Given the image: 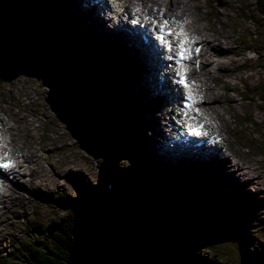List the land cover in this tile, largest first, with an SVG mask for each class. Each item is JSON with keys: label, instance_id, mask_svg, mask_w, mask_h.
<instances>
[{"label": "rangeland", "instance_id": "obj_1", "mask_svg": "<svg viewBox=\"0 0 264 264\" xmlns=\"http://www.w3.org/2000/svg\"><path fill=\"white\" fill-rule=\"evenodd\" d=\"M40 1L44 3L57 22L74 34L71 35L72 37L68 34L73 56V62L68 66L70 73L79 70L78 60L93 58L96 64L90 65L97 67L109 80L111 77H119L117 75L121 74L122 66V74L125 76L121 77H125L128 81L132 74L129 69L130 64L120 59L129 58L135 61L133 58L116 55L112 44L108 50L107 41L101 36L97 38L85 32L83 34L82 28L72 27L70 24L69 26L64 17L67 16L68 21L75 20L74 16H71L74 10L70 4L66 7L69 11L68 15L67 12L64 13V9V15H62L57 6L52 5L56 1L61 7L60 0ZM64 1L67 2V0ZM193 1L199 5L200 16L204 19L199 21L187 17L191 31L195 32L194 27L204 29L207 26L204 29L205 34L219 36L223 41L226 36H231L233 48L237 49L235 54L228 55L227 59L233 57L236 59L226 63L225 69L219 68L220 62H217L210 68L213 74H208L207 67H204L200 74H204L207 78L210 99L204 108L206 111L210 109L209 118L215 124L216 129L227 134V143L231 151L228 167H224L225 162H221V166L217 167V172L220 171L225 176V179L218 180V183L224 181L230 189L232 185H235L242 196V202L252 205L251 213L243 218L236 216L235 212H240V209L237 210V207L231 204L221 211L215 210L217 212L212 219L220 226L224 235L221 236L215 248L208 252L216 254L219 264H247L240 243L236 240L235 231L239 228L250 231L255 229L251 233L255 234L251 246L255 247L256 253H264V100L259 96L260 88L264 83V17L257 10V0ZM88 41L96 44L98 48L90 45ZM89 49L91 50L88 51ZM110 55H112L111 60L114 61V56H116L118 61L122 62L117 69H113V66L106 63V59L110 60ZM139 70H141L140 66L136 70L134 79L128 81L129 96L133 101L137 98L138 103L135 106L133 102V108L128 111L130 112L128 120L131 124L128 123L127 140L130 142L136 140L137 143L133 146L132 143L128 144L126 141V149L118 153L120 157L115 156L117 153L115 152L109 157L98 159L81 149L66 124L56 117L47 101L50 88L42 83V79L26 74H20L10 80L0 78V118L5 119L11 126H16L14 131H10L16 141L13 149L16 150L21 164H23V154L34 151L45 157L50 154L45 169L52 176L47 186L32 184L38 192L28 203L16 199L0 204V258L2 254H7L14 243L21 242L28 237L25 233L26 225L53 224L65 216L66 202H72L73 199L80 197L88 198L89 189L91 191L94 188L97 190L108 188L109 181L106 180V172L110 168L112 174L118 172L130 175L135 181L149 185L152 190L160 189L162 179L168 183L181 182L183 187L191 188L196 186L198 177L204 180L202 173L200 174L201 166L199 165L194 167L179 164L175 172L169 168L171 166L169 164L163 169L161 165L154 164L153 168H146L145 165L138 163L143 157V135L150 130V126L145 123H148V120L151 126L155 127L151 120L154 117L149 116L150 111L147 108L149 98L141 93L143 89L148 88L142 79V70L137 73ZM216 91L220 92L222 98L219 101L213 99L211 102V93ZM158 111L159 108L154 111V115L159 113ZM144 124L145 127H143ZM151 133H153L152 129L149 134ZM147 139L153 149L149 136ZM256 159H261V163L256 166L261 177H258V180L249 178V182L246 183L247 175L238 174V170H233L237 168L236 163L240 162L246 164L244 170L248 172V168L252 166V160L256 161ZM154 162L158 163L156 159ZM204 170L209 172V170ZM254 181L256 184L251 183ZM12 182L27 186L32 181L26 177L23 180L14 178ZM232 191L237 196L238 193ZM45 192L50 195L45 196ZM256 227L259 228L256 229ZM27 232H32V229Z\"/></svg>", "mask_w": 264, "mask_h": 264}, {"label": "trees", "instance_id": "obj_2", "mask_svg": "<svg viewBox=\"0 0 264 264\" xmlns=\"http://www.w3.org/2000/svg\"><path fill=\"white\" fill-rule=\"evenodd\" d=\"M257 3L264 17V0ZM93 61L78 60L83 65ZM121 76L111 77V85L130 102L128 81ZM259 96L264 100V83ZM106 176L108 188L89 189L88 198L66 202L65 216L53 224L32 225L31 234L25 232L31 238L14 243L0 264H219L208 251L224 235L212 219L215 210L235 201L225 185H206L204 179L191 188L161 178L160 189L152 190L130 175L112 174L111 168ZM251 233L235 231L243 257L247 264H264L248 251Z\"/></svg>", "mask_w": 264, "mask_h": 264}, {"label": "bare ground", "instance_id": "obj_3", "mask_svg": "<svg viewBox=\"0 0 264 264\" xmlns=\"http://www.w3.org/2000/svg\"><path fill=\"white\" fill-rule=\"evenodd\" d=\"M60 1H61V7L57 5L56 1L52 5L57 6V8L60 10V13L62 15H64V13H66V12L68 15L69 11L66 8L68 4H70L74 10V12L71 16L72 17L74 16L75 20L68 21V19L66 18L67 16L66 17L63 16L66 19V23H68V25L70 24L72 27L76 26V28H79V29L82 28L83 34L85 32L87 35H90V36L93 35V36H96L97 38H99V36H101L102 38H104L107 41L108 50L110 49V44H112L113 49H114V53L116 55L130 56L131 58H133L137 62L136 63L135 61H133L129 58L120 59L122 62L125 61L127 64H130L129 69H130V71H132V74L128 78V81H131V79H134V77L136 76V70H138L139 66L141 67L142 79L148 88V89H143V91L141 93L143 96L149 98V101H148L149 106L147 108L150 111L149 116L154 117L153 119L151 118V120H152V125L155 127H152L148 120H147L148 123H145L148 126H150L149 132H151V129H152L153 133L149 134V132H147L143 135L144 136V141H142V143L144 144V149L142 152L143 157L141 160H139L138 163H140L141 165H145L146 168H153L154 164L155 165H161V167L164 169L165 167H167V164H170L169 163L170 161L167 159L168 157H170V155H169V152L164 151V144L165 143L163 141H161L160 138H163V135H165V134H168L169 136L173 135L174 131H175L174 129H176L175 127L170 126L171 119L169 118V116L167 114L170 113V115L172 116V113L174 112V110L173 109L171 110L169 108L168 100H166L167 98H165V95H167L170 92V89H172V82H171L172 81V73L170 74L171 79H170V76H169V79H168V77H166V79L163 80L162 83L160 84L159 79H161L160 76H162V75H159L160 71H161L159 68V66H160L159 60L166 62V58L164 56L160 55L159 53L150 52L148 50V47H146V46L139 45L138 44V38L136 37L133 29L134 30L136 28L140 29V30L149 29L150 25H151L150 20L152 18L147 17V15L148 14H152V15L157 14L158 11H160V10L164 11L163 12V14H164L163 18H170L176 23L187 22L188 26L190 27L189 22L186 20L187 17H192L194 20H199V21L204 19L202 16H200L201 14H200V10H199V8H200L199 5L195 4V1H193V0H187V1H185V0H125V4L131 6L129 9H125V11H124L126 17L125 18L119 17V16H116V17L119 18L118 24L127 23V24H125V26L128 28H131L130 30L134 34L133 37L135 39H132V38L128 39L125 37L126 35H124V34L119 33L117 36H115V34L113 32L108 31L105 28V24H104L103 19L101 18L100 14H98L97 11L94 10L91 14H89V13L86 14L83 7H82L81 0H67V2L66 1L63 2V0H60ZM119 1H122V0H119ZM51 3H52V1H51ZM85 3H87V2H85ZM139 4H142L145 7V9L144 10L141 9ZM53 8H55V7H53ZM63 9H64V13H63ZM80 11L83 14H81ZM121 18H123V19H121ZM136 19L139 20V24L137 27H136V25L134 27L132 24V20H136ZM111 25H113V24H111ZM184 28H186V26H184ZM194 28H195L196 34H201L203 36L202 41L205 44L204 56L206 58V63L204 64V67H207L208 74H213V71L210 70L212 64H215V63L217 64V62H220V64L218 63L219 68L225 69L226 63H228L229 61L231 62L232 60L236 59L235 57L227 59L228 55L235 54L237 51L236 48H233L234 45L232 43L231 36L230 37L226 36L225 41H223V40H221V37H219V36L215 37L212 34H210V35L205 34L204 29H206L207 26H205L204 29H202L200 27H194ZM145 34L149 35V32L145 31ZM139 39H143V37L139 36ZM90 44L92 46L96 45V44L94 45L93 43H90ZM95 47H97V46H95ZM111 57H112V55H110L109 61L106 59V63L109 64L110 66H113V69H117L121 65L122 62L118 61L116 56H114V59H115L114 61H113V59L111 60ZM222 58H224V60H222ZM77 64H79V63H77ZM138 64H139V66H138ZM79 65H82V64H79ZM120 69H121V74L119 76L122 75V66ZM141 70L137 71V73H139ZM202 77L204 78V82H206V80H207L206 76L203 74ZM222 82H224V81L222 80ZM165 83L168 84L167 88L165 86ZM128 87H129V84H128ZM131 87H132V85H131ZM133 90H134V86H133ZM161 91H164V92H161ZM155 92H161V93L155 94ZM129 93H130V88H129ZM174 93H177V90L175 88H174ZM223 97L226 98L227 96H223ZM221 98H222V96H221L219 91L211 93V99H212L211 102H213V99H215L216 101H219ZM130 100H131L130 101V107L127 109V119H128V114L130 113V112L128 113V111H130V109L133 108L132 107L133 102L135 103V106L138 103L137 98H135V100L133 101V99L130 97ZM158 108H159V111H158L159 113L154 115V111H157ZM172 118H173V116H172ZM130 122L131 121L128 120L129 124H131ZM129 124H128V126H129ZM145 124L143 125V127H145ZM162 124H163V126H162ZM128 126H127V129H128ZM15 129H16V126H11L5 119L0 118V134L2 135V137L0 138V149H1V152L3 153V155H0V162L6 161L9 158V152L11 150L7 146V144H8L7 141L10 142L9 145H12V151L15 152V154H16V150L13 149V146L16 145L15 144L16 141L13 139V136L10 132V131H14ZM148 136L150 138V141L153 144L152 145L153 149L150 147L149 141L147 139ZM131 142H132L133 146H135V144L137 143L136 140H132ZM131 142L128 141V144H131ZM49 155L45 157L43 155H39L37 153V151H34L33 153L29 152L27 154L22 155L23 164H18L16 161H13V164L18 169L20 168L22 170V173L24 174V176L19 174V177L23 178V179L28 177L33 182V183L32 182L29 183V185H27V186H22V185H19V184L12 182L11 180L10 181L7 180L9 178L0 170V183H3L7 180V185H6L7 194H6L4 203H6L8 201L16 200V199H21V201L28 203L31 199H33L32 198L33 195L38 192V189H36V187H34V185H32V184H41L42 186H47L50 179H52V176H50L46 172V169H45L46 164H48V161H49ZM16 157L18 158L19 156H16ZM50 158H52V157H50ZM155 159H156V161H158V163L154 162ZM190 160L193 163H195L194 165H192L195 167L198 166L197 161H199V160L203 161V162L204 161L212 162L211 166L209 167V175L207 178L206 185L213 184V182L215 180L225 179L224 173H222L220 171L217 172L218 171L217 167L221 166V162H225L226 164L224 167L227 168L229 165L228 158L217 156V157H213L210 159H205L201 156H198V157H196L194 159H190ZM259 163H261V159H256V161L252 160V166H251V168H248V172H247L246 170H244V168L246 167V164L237 162L236 163L237 168H235L233 171L238 170V174L247 175L245 178L246 183L249 182V178H253L254 180H258V177H261L259 175V172L257 171L258 168H256V166L259 165ZM161 171H162V169H161ZM157 173H159V172H157ZM158 176L162 177L161 174H158ZM263 177H264V175H263ZM223 183L227 187L228 191L231 192L230 197H235L234 200L239 205L237 207V210L240 209V212L236 211L235 212L236 216L238 218H241V217L243 218L247 214H250L251 213V206L248 203L242 202V200H241L242 196L239 193V189L235 185L231 186V189L238 193L236 196V195H234L236 193H234L224 181H223ZM251 183L256 184L255 181L251 182ZM10 184H12V185H10ZM181 186H182V184H181ZM27 191H29L28 194H26ZM44 195L49 196L50 194H46V192H45ZM31 226L26 225V229L29 230L28 227L31 228ZM14 245L12 247H14ZM253 249L254 248L250 249V251H251L250 253H254L256 258H260V259L264 260V253H260V255H257L258 253H256V251ZM3 256H5V254L1 255L0 261L2 260Z\"/></svg>", "mask_w": 264, "mask_h": 264}, {"label": "water", "instance_id": "obj_4", "mask_svg": "<svg viewBox=\"0 0 264 264\" xmlns=\"http://www.w3.org/2000/svg\"><path fill=\"white\" fill-rule=\"evenodd\" d=\"M72 62L69 35L42 1L0 0V78L42 79L52 111L81 149L97 159L118 154L126 149L130 102L95 66L77 62L70 73Z\"/></svg>", "mask_w": 264, "mask_h": 264}, {"label": "snow or ice", "instance_id": "obj_5", "mask_svg": "<svg viewBox=\"0 0 264 264\" xmlns=\"http://www.w3.org/2000/svg\"><path fill=\"white\" fill-rule=\"evenodd\" d=\"M168 24H169V21L165 20L164 23L160 27V32H161V37L160 38H161V40H164L165 34H167V35H171L172 34V29L167 28ZM180 35H184L182 29L180 31ZM165 42H167V41H165ZM185 44H186V40H181V43L179 45L180 51L177 54L179 56V58H180V61H182L183 59H186V58H190V56H189L190 50L185 47ZM197 51H199V49H197ZM180 61H178V62H180ZM180 83L184 84L185 87H188V84H187V82H186V80L184 78H182L180 80ZM187 99L190 102L188 104V107L191 108V106H192V104H191V101H192L191 94H189ZM12 164H13V162L11 160L3 161V162H0V168L7 169V168L12 167Z\"/></svg>", "mask_w": 264, "mask_h": 264}]
</instances>
